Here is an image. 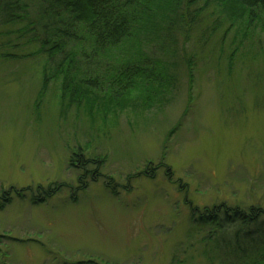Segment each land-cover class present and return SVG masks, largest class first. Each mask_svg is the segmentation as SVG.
Segmentation results:
<instances>
[{
	"label": "rangeland",
	"instance_id": "obj_1",
	"mask_svg": "<svg viewBox=\"0 0 264 264\" xmlns=\"http://www.w3.org/2000/svg\"><path fill=\"white\" fill-rule=\"evenodd\" d=\"M215 1L181 0L175 17L198 9V25L188 36L176 29L170 45L157 38L174 83L154 85L150 98L134 88L113 104L89 89L103 116L59 117V88L50 82L38 97L43 59L23 56L29 49L0 60V264H171L213 232L194 221L204 209H264L262 33L253 21L229 27ZM238 24V79L217 85L209 56L190 78L180 58L198 29H226L225 45ZM181 264L207 263L195 253Z\"/></svg>",
	"mask_w": 264,
	"mask_h": 264
},
{
	"label": "trees",
	"instance_id": "obj_2",
	"mask_svg": "<svg viewBox=\"0 0 264 264\" xmlns=\"http://www.w3.org/2000/svg\"><path fill=\"white\" fill-rule=\"evenodd\" d=\"M180 3L181 0H0V60L22 57L11 48L29 49L22 52L23 56L43 59L38 97L46 93L50 82L59 88V117L64 119L69 112L83 117L101 116L103 109L92 105L96 102L90 100L89 89H104L113 104L134 88H142L149 97L156 90L154 85L174 83L163 41L157 38L166 36L164 41L170 45L169 35H174L176 29L184 27V35L188 36L191 26L198 25L196 19H201L198 9L175 17ZM215 5L222 14L227 12L229 27L235 19L247 27L255 22L264 43V0H216ZM241 25L232 35V43L228 40L225 45L222 42L226 29L218 35L216 27L206 35L198 29L191 52L180 58L190 78L193 66L209 56L208 65L215 71L217 85L229 86L238 79L233 66L242 51L238 47L246 38L244 30L240 34ZM159 33L162 34L158 36ZM146 36L143 44L150 46L141 45L140 38ZM215 37L214 49L209 48ZM156 39L160 43L154 47ZM77 162L82 169L87 164L79 156ZM194 221L213 226V232L199 240L200 249H192L191 244V254L183 250L185 263L191 262L196 253L207 264H264V209L249 206L242 210L219 204L201 211ZM182 260L175 255L171 264H181Z\"/></svg>",
	"mask_w": 264,
	"mask_h": 264
},
{
	"label": "flooded vegetation",
	"instance_id": "obj_3",
	"mask_svg": "<svg viewBox=\"0 0 264 264\" xmlns=\"http://www.w3.org/2000/svg\"><path fill=\"white\" fill-rule=\"evenodd\" d=\"M85 170V169H84ZM85 174H86V171H85Z\"/></svg>",
	"mask_w": 264,
	"mask_h": 264
}]
</instances>
